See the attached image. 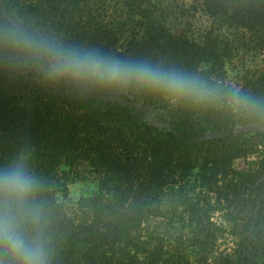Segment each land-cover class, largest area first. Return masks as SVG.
<instances>
[{
    "label": "trees",
    "instance_id": "1",
    "mask_svg": "<svg viewBox=\"0 0 264 264\" xmlns=\"http://www.w3.org/2000/svg\"><path fill=\"white\" fill-rule=\"evenodd\" d=\"M192 1L0 0V166L27 157L39 181L51 264H264V125L226 106L142 89V104L162 106L171 121L135 127L129 114L124 126L112 124L109 117L130 109L94 97L100 84L50 77L44 59L11 35L19 30L81 51L88 43L89 51L264 99V69L227 81L230 44L218 33L245 29L264 47V0ZM199 10L213 26L195 34L191 18ZM61 89L80 98L63 100ZM130 96L119 95L126 103ZM61 104L80 113L66 114ZM250 155L245 169L234 166ZM84 163L99 177L98 193L69 206V174ZM226 237L233 245L221 250ZM0 264L14 262L0 254Z\"/></svg>",
    "mask_w": 264,
    "mask_h": 264
},
{
    "label": "clouds",
    "instance_id": "2",
    "mask_svg": "<svg viewBox=\"0 0 264 264\" xmlns=\"http://www.w3.org/2000/svg\"><path fill=\"white\" fill-rule=\"evenodd\" d=\"M11 35L18 45L44 59L50 77L135 87L195 105H222L264 125V99L248 95L236 86L226 88L198 75L147 61L81 51L19 30ZM38 190L39 181L31 174L23 154L0 166V254L12 257L14 264H51L45 209L38 200Z\"/></svg>",
    "mask_w": 264,
    "mask_h": 264
},
{
    "label": "rangeland",
    "instance_id": "3",
    "mask_svg": "<svg viewBox=\"0 0 264 264\" xmlns=\"http://www.w3.org/2000/svg\"><path fill=\"white\" fill-rule=\"evenodd\" d=\"M186 5H192L194 2L192 0H183ZM195 18H191L193 22V26L191 27L192 32L195 34L202 32L209 28L211 25L213 26V20L209 17L203 10H199L195 13ZM77 18L74 20V25L70 26V31L67 32L71 34V31L77 30ZM221 38L230 44L231 55L230 59L226 64L225 70L227 72V81L232 83L239 82L240 76L244 74L248 70H256V69H264V47H260L258 45L257 39L253 34L248 32L245 29L241 28H223V30H219ZM83 49L85 51H89L92 48L88 43H84ZM112 56V55H111ZM114 57V56H112ZM59 80V79H58ZM57 80V81H58ZM101 85V88L99 86ZM97 88L93 90L97 91L94 97L104 99L105 101H111L120 103L122 107H126L128 109H133L129 111H122V116L119 117H109V122L112 124H117L120 126H124L126 120L128 119V115L131 114L134 116V122L137 124L135 127L142 126V121L151 124L152 126L162 127L165 126L163 121H171V118L165 108L162 106H146L142 104V98L146 97L147 94L138 93V88L135 87H127V88H119L110 86L107 88L105 85L100 84ZM78 88H76L77 90ZM85 91L87 90L84 89ZM102 90V91H101ZM132 92L133 95H129ZM56 93L61 94L63 100L72 102L73 98H80L70 93L68 90H57ZM124 94V96H130V102L126 103L122 101L119 95ZM139 97V101H133L131 97L135 96ZM153 93H150V96ZM87 96V95H86ZM85 96V97H86ZM156 98V97H155ZM163 104V103H162ZM62 108L66 110V114H79L75 106L60 105ZM157 107V108H156ZM127 125V123H126ZM239 129V128H237ZM221 136V134L216 135V137ZM210 138V135L202 136L199 138ZM254 156H248L247 158H239L234 161V166L239 169H245L247 167V163L254 160ZM67 198L65 202L69 206H76L82 199L90 198L98 193L99 190V177L96 173L92 171V169L88 166V164L84 163L80 168L71 171L69 174V179L67 181ZM60 199H62L60 197ZM214 219L218 222H222L221 214L218 213L214 217ZM236 240V239H235ZM234 239L230 237H226L225 240L221 241L220 249L226 250L228 247H231Z\"/></svg>",
    "mask_w": 264,
    "mask_h": 264
}]
</instances>
